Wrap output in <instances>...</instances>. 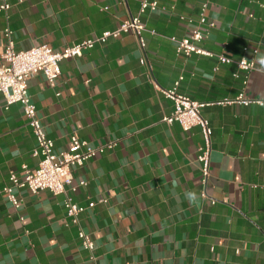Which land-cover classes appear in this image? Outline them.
Segmentation results:
<instances>
[{
    "label": "crops",
    "instance_id": "0c3cea01",
    "mask_svg": "<svg viewBox=\"0 0 264 264\" xmlns=\"http://www.w3.org/2000/svg\"><path fill=\"white\" fill-rule=\"evenodd\" d=\"M159 1L174 9L141 15L144 50L133 33H125L64 59L55 86L43 73L28 81L56 151L68 149L74 135L92 146L116 143L73 167L77 190L69 192L86 207L81 225L99 264H264V105L216 103L241 93L264 99V70L257 62L264 55V0H209L214 26L201 45L235 59H250L257 48L249 73L234 62L177 53L170 36H188L194 25L188 19L197 21L206 0ZM3 2L10 7L0 10V57L7 27L17 50L42 44L63 50L118 27L139 13L141 0ZM180 76L179 93L208 103L202 108L213 130L207 197L201 196L197 160L201 129L185 131L177 121H164L173 101L155 85L172 89ZM35 147L22 104L6 109L0 92V187L11 172L22 175L24 165L38 166ZM81 180L87 184L79 186ZM187 191L197 193L195 205ZM16 193L19 207L0 192V264H91L67 217L65 194ZM91 200L96 204L88 207Z\"/></svg>",
    "mask_w": 264,
    "mask_h": 264
},
{
    "label": "built area",
    "instance_id": "2783aa9c",
    "mask_svg": "<svg viewBox=\"0 0 264 264\" xmlns=\"http://www.w3.org/2000/svg\"><path fill=\"white\" fill-rule=\"evenodd\" d=\"M209 0L201 3L197 21L188 19L193 23L192 32L185 37L170 36L171 41L175 44L178 54L190 56L199 54L215 58L218 64L236 63L238 68L249 73L255 69V56L258 49H253L252 58L242 56L238 59L226 55L224 52L216 53L212 50L204 48L201 43L208 38L209 30L214 26L212 21L208 19ZM10 4L3 2L0 4V10L9 9ZM107 9V7H105ZM173 10L174 6L168 7L159 0H141L140 10L136 15L121 22V24L110 30L103 31L101 34L84 39L78 43L66 46L63 50H55L48 44L33 46L26 50H17L13 40V31L7 27L5 36L7 45L4 53L0 57V92L5 99V108L11 104L21 103L27 123L32 129L36 139V147L33 155L39 157L38 166L35 169L23 166L22 175L11 172L8 183L0 187V192L4 193L7 199L15 206H20V199L16 193L17 190L26 189L32 194H38L41 191H49L54 195L65 194L64 206L66 208L67 217L71 223L78 227V237L84 249L89 253L91 264H99L95 254V243L89 233H87L81 225V214L86 210L85 206L78 204L71 195V192L77 190V186L73 185L74 172L73 167L83 166L86 161L93 158L97 153L106 149H112L116 143L110 141L101 146H92L87 140L80 139L76 135L72 136V144L68 149L60 151L55 150V143L49 137L45 126L42 124L38 116L36 104L33 102L28 88V81L38 73H43L51 86L56 85V81L61 74V62L67 58H75L83 55L87 49L93 48L96 44H105L110 38H117L125 33H133L139 42L141 49L144 50L145 39L144 31L146 26L142 21L141 15L146 12L168 11ZM156 33L155 30L151 31ZM244 52H248L249 48L245 46ZM141 63L148 64L145 57L140 59ZM217 68V66L215 67ZM236 77L238 73L234 74ZM247 78V77H246ZM183 76L175 82L172 89H162L155 82L156 87L173 101L174 109L170 115L164 116L163 120L168 123L179 122L185 131L197 126L201 129L204 143L199 147L197 160L200 162L202 171V197H207L206 186L209 181L211 172V155L212 147V126L210 121L202 114V108L208 103L200 102L190 98L187 95L177 91V87ZM244 84L247 79H244ZM240 103L242 105H264V99H251L241 93L237 99H224L217 101V104ZM85 180L79 182V186L86 185ZM106 199L101 197L99 202H105ZM211 203H216L215 198H211ZM94 200L89 201L88 207L95 206Z\"/></svg>",
    "mask_w": 264,
    "mask_h": 264
},
{
    "label": "clouds",
    "instance_id": "9594fccd",
    "mask_svg": "<svg viewBox=\"0 0 264 264\" xmlns=\"http://www.w3.org/2000/svg\"><path fill=\"white\" fill-rule=\"evenodd\" d=\"M257 62L261 66V70H264V55L259 56L257 58ZM184 195L190 204L195 205L199 200V197L195 191H187Z\"/></svg>",
    "mask_w": 264,
    "mask_h": 264
}]
</instances>
